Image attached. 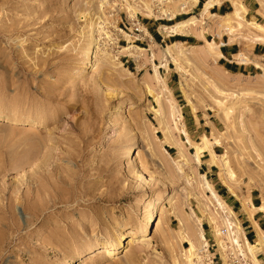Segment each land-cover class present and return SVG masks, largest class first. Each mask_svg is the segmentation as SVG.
I'll list each match as a JSON object with an SVG mask.
<instances>
[{
	"label": "rangeland",
	"instance_id": "rangeland-1",
	"mask_svg": "<svg viewBox=\"0 0 264 264\" xmlns=\"http://www.w3.org/2000/svg\"><path fill=\"white\" fill-rule=\"evenodd\" d=\"M117 2L0 0V115L18 121L0 119V264H188L186 239L200 257L192 264H255L241 238L246 217L262 239L254 254L264 264V233L253 220L255 214L264 217V211L249 206L264 207V59L251 54L255 45L264 46V32L249 23L264 29V0H236L245 9L241 28L238 20L210 12L198 25L208 41L223 34L238 46L234 57L245 63L234 62L245 65L243 75L224 72L220 56L206 57L195 31L185 35L195 38L182 46L186 60L161 67V49L179 37L158 31L165 40L159 46L154 30L199 18L202 6L195 8L192 0H140L111 14L110 26L123 20L125 9L130 18L137 14L144 25H152L150 54L138 50L134 60L118 52L128 38L117 28L104 31L120 40L118 50L108 48L101 33L102 45L96 20L107 17ZM142 2L156 17L142 14ZM181 4L183 11L178 10ZM163 10L174 19L166 20ZM223 22L228 26L218 30ZM90 35L97 46L91 70L74 78ZM215 43L219 51L221 43ZM154 67L163 79L160 86L154 82ZM167 101L181 113L177 127ZM121 104L126 112L110 116ZM36 120L41 125L31 126ZM181 125L192 144L199 145L202 136L218 142L210 147L216 155L213 164L202 153L196 165L186 136L177 130ZM130 143L144 169L142 179L123 164ZM93 148L98 154L91 159ZM203 175L227 205L225 214L204 189ZM157 195L162 203L132 246L93 261L87 253L78 259L86 248L104 244L107 234L124 240L128 229L140 230L146 203ZM10 214L14 231L7 229ZM225 216L244 258L225 236ZM200 232L206 246L196 242ZM247 241L254 245L256 236Z\"/></svg>",
	"mask_w": 264,
	"mask_h": 264
},
{
	"label": "bare ground",
	"instance_id": "bare-ground-1",
	"mask_svg": "<svg viewBox=\"0 0 264 264\" xmlns=\"http://www.w3.org/2000/svg\"><path fill=\"white\" fill-rule=\"evenodd\" d=\"M192 2L194 5H196L198 3V0H192ZM228 2H230V4L232 5V11L229 12V14L221 16V18H223L225 20H229V19H234L236 21L238 20L239 23L241 24V22H243V21H241V19H243L242 14L245 11L244 7L242 5H240L238 2H236V0L235 1L234 0H228ZM103 5L105 7L107 4L103 3ZM142 5H143V7L141 9V12L145 17H147V18L156 17L154 9H152L145 2H142ZM182 5L183 4H181L179 6V8H178L179 11L185 10L184 5L183 6ZM218 5H220V4H219V1H217V0H206L202 4L199 18L192 16V17H189L185 20L176 21L170 26L160 25L158 28V31L163 33L166 37L178 36V35L185 36V35H189L192 31H195L198 35V38L201 40L202 43H204V46L206 47V51L208 52V53L207 52L204 53V54H206V57L213 56V55L222 57L221 53L217 50L218 44H216L215 42L206 40L205 36H204L203 28L198 26V25H200L199 23H201V20L204 19V15L209 13V11L214 6H218ZM162 15L165 16V19L168 21H172L174 19V15L170 12L165 11V10L162 11ZM90 20H94V19L90 18ZM249 23L253 26L254 29L261 31V32H264V29L262 28L261 25L257 24L254 21H250ZM236 24L238 25V22ZM90 26H92L91 21H90ZM226 26H228V23H225V22H223L222 24L221 23L217 24L218 30L221 29L222 27H226ZM239 27L241 28L242 24L240 26H238V28ZM140 30L146 36L149 37L151 42L154 41L153 37L147 32L145 26L140 27ZM91 31L94 32V28ZM125 37L128 38L127 46L120 48V50L118 52L125 53L126 56L136 60L137 56H136L135 52H137L139 49H137L132 44V39L130 37H128V36H125ZM257 40H259V39H257ZM95 42H96V40H94L91 35L87 38L86 46L82 49V52L80 55V62H79V64H77L79 66L72 71V77L80 78L82 75L87 74L91 70L92 62H93L94 49L95 48L97 49ZM182 46H183V43H181V42H173V43L165 45L161 49V59L163 62V65L160 64L161 67L162 66L165 67L169 61H171L174 64H177L176 63L177 61L186 60L187 55H186V53H184L182 51ZM190 48H193V47H190ZM234 61L243 63L245 60L244 59L239 60L238 57L237 58L234 57ZM255 68L260 69L262 67H259L257 65ZM154 79H155L154 82H156L157 86H160L163 83V79L158 74L155 67H154ZM167 102H168V104H170V107H171V111H172V112H170L171 118L173 117L172 120L174 122L175 127H177V125H176L177 122H180L182 120L181 113L179 112V110L176 111L173 108L175 106H173V104H171L170 101H167ZM125 112H126V105H124V104L117 105L111 109L110 116L124 114ZM6 118H7L6 116L0 115V119H6ZM7 119L12 121V122H18L17 119H14V118L13 119L7 118ZM31 123H32L31 126H40L41 120L32 121ZM110 123H111V121L109 122V125L112 126ZM179 127L180 128L179 129L177 128V130L186 136L183 125H181ZM186 138H187L188 146L193 149V154H194L193 160L195 161L196 165L201 164L200 155L202 153H208V155L211 157V163L213 164V161H214V158L216 157V155L210 147L213 144L214 145L218 144V142L216 140H214L215 141L214 143H210V141L208 140V138L206 136H202L200 139V144L196 145V144H192L189 141L187 136H186ZM104 141H105V139H104ZM132 146H133V143H130L129 145L124 147L121 158H122L123 164L125 166L130 165L132 167V170H134V176L138 179H142L144 177V174H145L144 169L137 163L138 161L134 157V153L132 151ZM97 154H98L97 149L93 148V150L90 154V158L91 159L95 158ZM223 165H224V168H226L225 170H227L228 164L226 161L223 162ZM228 173H229V176H233L232 172H230L229 170H228ZM203 178H204L203 179L204 180V183H203L204 189L206 190V192H208V194L214 200L215 206H217L216 209L220 210V212L225 214L227 211H229V210L226 211V209L228 208L227 205L223 202V200L220 198V196L214 191L213 187L208 183L205 175H203ZM143 181L145 182L146 179H143ZM227 190L231 193V190L229 188H227ZM58 203L66 204V203H68V199L62 200V201H57V202H52V206H55V204H58ZM161 203H162V196L161 195H157L154 199H152L146 203V210L144 211L145 213L143 214L142 228L140 230L137 229L138 231H136V232H138V234H136L135 231L128 229L127 233L125 234L128 237H126V239H124V240H120V238L116 235L109 236L107 234L105 237V240H104L106 242L104 244H102L98 247H94L93 249L91 247L86 248L85 249L86 252L80 253L78 256V259L82 258L87 253L90 255V257H93V259H92V261H93L94 257L98 256L100 258H102V257L104 258V257L112 256L115 254L116 251H118L119 248L123 249V248H128V247L132 246V244L134 242L133 239L138 237V235L142 236L143 234L146 233L147 226L151 223V220L154 218V216H155L157 210L159 209V206L161 205ZM249 206L257 212H263L264 211L263 206H260V207L254 206L251 202H249ZM229 213H231V212H229ZM137 215H139L138 210L136 211V216ZM224 218H225L224 223L226 224V227H227L226 230L227 229L229 230V232H226L227 234H225V236L226 235L228 236L227 239L229 240V242H231V244L233 243L236 246V249L238 251H240L242 257L244 258V255L242 253V249H241V246L239 243V238H238V236L233 235V233H232L233 231L231 232L232 228L231 227L229 228L230 223L226 219L227 216H225ZM10 220L11 221L8 224L7 229L9 231H14V229H15V218L11 214H10ZM222 224H223V222H222ZM236 228L238 229L239 227H236ZM237 231H239V229ZM241 235H242L241 238L245 241L246 253L248 255H250V258L252 259V263L254 261V263L256 264L257 260L255 257V254H254V248L256 245H262V239H261L260 235L257 234V231H256V242L254 245L248 243L244 233H242ZM198 241L202 242L203 245L206 246L204 236L202 235L201 232L199 233V237L196 238V242H198ZM186 243L189 246L188 249L186 250V257H185L186 262L188 264H192V260L194 258L196 259L197 262H199L200 257H198L196 255V252H195L196 249H195L194 243L190 239H186ZM220 247L223 248V245L221 244Z\"/></svg>",
	"mask_w": 264,
	"mask_h": 264
},
{
	"label": "crops",
	"instance_id": "crops-1",
	"mask_svg": "<svg viewBox=\"0 0 264 264\" xmlns=\"http://www.w3.org/2000/svg\"><path fill=\"white\" fill-rule=\"evenodd\" d=\"M203 2H204V0H198V3L195 6V8L202 6ZM230 10H231V6H230L229 2L227 0H224L220 5L214 6L209 12L211 15L222 16V15L230 12ZM145 26H146V28H149L150 25L145 24ZM147 32L149 33V30H147ZM153 35L155 36V34H153ZM155 37H157V36H155ZM178 37L179 38L177 41L181 42L183 44L188 43L189 40L190 41L195 40L194 36H192V35L191 36L178 35ZM199 41L201 42L200 39H199ZM213 41H215L217 43H221L219 46V51H220L222 57L219 58V60H218L219 67L226 73H229L232 75H243V72L246 71L245 65H239V64L235 63L233 60L234 56H236L239 53L238 46L236 44H229L227 36L223 35V34H221L219 37L217 35L214 36ZM251 54L253 55V57H256V58L259 57L260 59H264V46L255 45L251 51ZM213 151H214V149H213ZM211 169H212V167H210L209 169L206 168L205 174L209 175ZM222 196L223 195H221V197ZM263 219H264V217L258 216V214H255L253 217V220L257 223V226L264 233V223L262 221ZM244 222L246 223L245 228L247 230L245 232V236L248 240V238H252V237L256 236V231L252 225L251 220H249L247 217H246Z\"/></svg>",
	"mask_w": 264,
	"mask_h": 264
},
{
	"label": "built area",
	"instance_id": "built-area-1",
	"mask_svg": "<svg viewBox=\"0 0 264 264\" xmlns=\"http://www.w3.org/2000/svg\"><path fill=\"white\" fill-rule=\"evenodd\" d=\"M117 5L108 10L107 11V17L105 16H101V18H98V20H96V27H97V30H98V34L97 36L99 37L100 41H101V44L102 45H107L108 48H113L115 49L114 51L118 50V48L120 47L119 46V43H120V40L117 39V38H111L109 36H106V32L104 30H108L109 28L115 30V28H117L118 32L125 35V36H128L132 39V44L139 50H142V51H145L146 53H149L150 54V48L149 46L152 45V42L151 40L149 39L148 36H146L143 32H141L140 30V27L142 26H145L143 24V21L142 19H138L137 18V14L134 15L133 18H130V15H129V11H126L128 9H125V13L124 14V18L123 20L119 19V22L116 24V27L114 26H110V17H111V14H115V10H119V8L121 6H128L129 7H134V6H137L138 2L140 0H117ZM118 7V8H117ZM106 8V7H105ZM132 12V11H130ZM108 13L110 15H108ZM121 15V12L119 14V16ZM113 16V15H112ZM176 17H180V16H176ZM152 25L149 26V28H146V30H149L151 28ZM158 36H160V39L158 38V41L160 43L159 46H161L163 43H164V38L160 35V33L158 32V27L155 28L154 30ZM104 34V38L106 39V42L103 44V39H102V34ZM99 41V40H98ZM124 44L125 46L127 45V40L124 39Z\"/></svg>",
	"mask_w": 264,
	"mask_h": 264
}]
</instances>
